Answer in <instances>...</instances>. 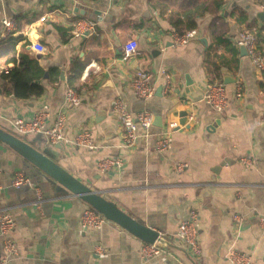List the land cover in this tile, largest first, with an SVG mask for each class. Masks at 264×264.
Wrapping results in <instances>:
<instances>
[{"label":"crops","instance_id":"0c3cea01","mask_svg":"<svg viewBox=\"0 0 264 264\" xmlns=\"http://www.w3.org/2000/svg\"><path fill=\"white\" fill-rule=\"evenodd\" d=\"M153 1L0 0V126L15 131L12 122L17 118L30 120L45 111L49 126L58 113L65 114L68 138L89 130L97 142L94 149L72 143L59 147L43 133L23 135L162 233L170 255L166 260L144 259L143 240L111 220L99 229L82 230L88 203L0 141V210L15 219L11 236L19 252L11 264H230L226 252L232 246L252 254L253 264H264V70L236 45L239 32L249 30L264 53V0H225L217 13L197 18V37L187 45L174 42L168 13L161 14ZM4 18L17 22L19 34L4 36ZM85 22L95 25L78 33V23ZM131 39L138 42L137 53L124 58L123 47ZM36 41L45 47L43 52L32 47ZM210 61L219 66L214 74L209 73ZM14 67L41 73L34 82L42 93L17 95L13 81L5 77ZM141 69L155 74L156 91L144 100L143 110L154 115L152 132L157 135L141 136L126 148L114 101L122 97L133 111L141 99L130 84ZM162 70L171 74L168 87ZM225 77L234 82L227 84L224 111L203 99L191 102L188 80L205 90L209 82ZM237 82L243 84L240 98ZM71 87L81 94L77 105L65 100ZM183 110L195 113L189 126L180 124ZM138 132L144 134L140 124ZM162 133L173 140L158 151L156 140ZM248 156L252 163H242ZM109 157L119 158L120 164L102 171L99 162ZM174 162L187 166L177 171ZM19 172L35 186H14ZM191 208L198 212L200 254L176 238ZM235 215L243 217L239 227ZM3 244L0 235V252ZM96 244L109 249L106 258L95 256Z\"/></svg>","mask_w":264,"mask_h":264},{"label":"built area","instance_id":"2783aa9c","mask_svg":"<svg viewBox=\"0 0 264 264\" xmlns=\"http://www.w3.org/2000/svg\"><path fill=\"white\" fill-rule=\"evenodd\" d=\"M260 8L264 11V2L261 3ZM45 16L41 19L45 20ZM4 36L19 34L18 24L11 18H4ZM94 22L78 23L77 31L82 32L85 26H94ZM197 29H190L180 34L178 32H172L171 37L178 45H187L193 39L197 37ZM237 46H244L247 50V54L251 59L253 65L259 70H264V53L259 48L258 39L254 32L249 30H242L236 40ZM32 47L37 52H43L45 47L38 41L32 44ZM138 42L135 39L129 40L123 47L124 58H129L137 53ZM164 75L166 86L168 87L171 82V74L166 70H162ZM135 95L140 99L147 100L154 96L155 87V74L147 69L138 70L135 77L130 84ZM235 94L237 98L243 96V84L241 82L236 83ZM65 100L67 104L77 105L81 102V94L74 88H69L66 92ZM203 101L216 111H224L229 104L227 94V84L224 81L209 82L204 90ZM192 103H195L191 101ZM114 111L120 118L123 124V146L126 148L133 147L137 144L138 139L142 136L149 138L157 133L152 132L154 125V115L147 110L133 112L122 97H118L114 101ZM48 113L45 111H39L34 118L27 120L24 118H17L12 122L14 129L20 134L28 133H43L47 136L52 143H72L79 147H85L94 149L97 147V142L93 138L89 130H83L75 135L73 138H68L64 134L66 127V116L63 112L57 114L52 125H46L45 119ZM188 118L192 122L195 119V113L193 110H189ZM144 128V134H139L138 125ZM172 135L170 133L158 134L156 140V149L163 151L168 149L172 143ZM119 158H105L99 162V168L102 171H106L109 168L120 164ZM242 163L251 164V157H243ZM187 166L185 162H174V169L182 171ZM1 171V169H0ZM13 185L16 187L28 185L35 186V182L23 172H19L13 179ZM237 221V226L243 220L240 215L234 216ZM108 219L94 207L88 205L81 216L82 230L88 227L99 229ZM264 223V218H263ZM199 218L196 209L191 208L187 218L183 219L179 224L176 232V238L185 246H187L194 254L201 253V246L199 241ZM15 228V219L11 212L0 210V235L4 238L3 249L0 256V264H11L12 259L18 255V247L14 238L11 236ZM160 236L163 240H155L154 242L143 241L141 247V254L144 259L159 257L166 260L170 255L167 249V241L162 233ZM94 254L100 259H104L109 255V249L102 244H96L94 247ZM226 258L230 264H253L252 254L247 251L241 250L234 246L228 248L226 252ZM95 264V263H89Z\"/></svg>","mask_w":264,"mask_h":264},{"label":"water","instance_id":"95a60500","mask_svg":"<svg viewBox=\"0 0 264 264\" xmlns=\"http://www.w3.org/2000/svg\"><path fill=\"white\" fill-rule=\"evenodd\" d=\"M81 13H85V11L81 10ZM95 13L100 14L101 12L98 10ZM260 15L264 17V12H262ZM241 48L246 50L244 46H241ZM224 82L229 84L234 82V79L225 77ZM187 84L188 86L186 91L190 99L195 103L202 100L204 97V90L193 84L191 80H188ZM144 108L145 101L141 99L136 104H134L133 111L137 112L143 110ZM188 120V112L183 110L180 114V124L189 126L190 124L188 123ZM0 141L7 144L10 148L23 156L27 161L44 172L46 175L50 176L52 179L62 184L73 194L81 197L88 203V205L101 212L108 220L119 224L145 242L152 243L157 239L161 241L163 240L158 230L137 220L132 215L120 208L116 202L106 198L99 191L93 189L91 186L83 182L81 179L63 167L60 163L54 160L52 156L35 147L29 141L26 135L20 134L18 132L14 133L13 131L0 126ZM57 146L61 147L62 144L58 143Z\"/></svg>","mask_w":264,"mask_h":264},{"label":"trees","instance_id":"16d2710c","mask_svg":"<svg viewBox=\"0 0 264 264\" xmlns=\"http://www.w3.org/2000/svg\"><path fill=\"white\" fill-rule=\"evenodd\" d=\"M225 0H154L153 7L159 8L161 14L168 13L172 27V32L184 33L186 30L196 29L198 26L197 18L205 15L206 13H217ZM222 40L221 38L217 39ZM232 51L235 52L234 48ZM209 73L214 74L218 71L219 66L214 61L209 62ZM37 73L33 68L14 67L10 73L5 74L13 81L15 93L20 96L40 95L43 91L42 87L34 82ZM80 72H76V77ZM10 130V129H9ZM12 131V130H11ZM17 133L16 131H13Z\"/></svg>","mask_w":264,"mask_h":264}]
</instances>
